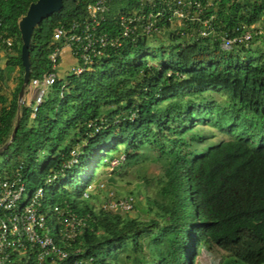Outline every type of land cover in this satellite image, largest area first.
I'll use <instances>...</instances> for the list:
<instances>
[{
    "label": "trees",
    "instance_id": "trees-1",
    "mask_svg": "<svg viewBox=\"0 0 264 264\" xmlns=\"http://www.w3.org/2000/svg\"><path fill=\"white\" fill-rule=\"evenodd\" d=\"M37 1L0 0L2 30L13 41L8 47L0 40L10 50L0 82L18 69L10 95L0 85V148L20 115L0 152V179L21 174L28 194L44 187L49 222L56 221L55 206L88 216L77 245L94 264H123L130 248L133 264H199L208 246L225 251L230 264H264V54L248 45L226 50L220 40L190 44L176 34L158 47L139 38L107 50L79 75H60L35 111V100L19 104L25 74L19 23ZM94 1L64 0L35 28L25 92L51 69L56 28L85 18ZM131 2L116 0L113 11L129 10ZM215 2L210 13L223 30L264 22V0ZM103 29L119 32L113 19ZM214 93L228 99L206 96ZM200 124L227 138L213 141ZM149 152L162 166L149 220L106 212L91 200L95 195L84 197L102 166L119 158L112 172L118 171Z\"/></svg>",
    "mask_w": 264,
    "mask_h": 264
},
{
    "label": "built area",
    "instance_id": "built-area-1",
    "mask_svg": "<svg viewBox=\"0 0 264 264\" xmlns=\"http://www.w3.org/2000/svg\"><path fill=\"white\" fill-rule=\"evenodd\" d=\"M115 2L96 0L88 5L85 18L56 28V45L50 54L51 69L42 79L32 82V87L38 91L35 111L60 77L65 52L73 59L67 73L79 75L107 50L120 49L139 38L152 40L176 34L190 44L220 40L222 48L231 50L248 45L262 34L257 25L237 27L232 32L221 29L215 24L217 15L210 13L217 8L215 0H132L129 10L114 12ZM112 19L119 32L103 29ZM2 27L0 18V40L12 47L13 41L4 36ZM76 155L74 153L69 165L77 161ZM119 162V158H114L109 168L113 170ZM56 177L57 173L50 174L47 182ZM105 188V183H92L84 197L101 194ZM44 197L42 186L28 194L19 173L0 179V264H94L93 258H82V248L77 245L89 226L88 216H81L69 207L55 206L56 221L49 222L44 212ZM135 202L132 194L118 196L114 190H108L100 209L129 213L135 209Z\"/></svg>",
    "mask_w": 264,
    "mask_h": 264
},
{
    "label": "rangeland",
    "instance_id": "rangeland-1",
    "mask_svg": "<svg viewBox=\"0 0 264 264\" xmlns=\"http://www.w3.org/2000/svg\"><path fill=\"white\" fill-rule=\"evenodd\" d=\"M257 26L262 30V34L258 39L248 44L247 47L252 49L253 54L261 55L264 54V22L258 23ZM167 37L168 36L165 35L157 39L149 40V44L152 47H158L162 45V43H168ZM8 52H10V50L0 48V67H5ZM66 75H68V73L65 70L63 77ZM17 76L18 69H11L7 73V79L0 82L4 93L10 95L17 84ZM37 93V89L32 86L29 87L28 91L24 93L25 102H28V100L34 101ZM206 96L209 99L215 98L219 102H225L228 99L225 93H214ZM199 127H202L201 133L204 135H209V132H213L215 134L212 139L213 141L227 138V135L217 127L202 124H200ZM155 154L156 152H149L137 163L125 165L123 168L114 172H112L111 168L102 166L98 170L95 180L97 183H105L106 188L103 193L95 194L91 200L97 206H100L108 190H114L118 196L133 194L136 199V207L132 212L123 213V215L138 218L140 220H149L150 217L154 215V211L157 210V205L154 201L160 198L159 192L162 166L160 163L153 160ZM127 254H132V256H134L130 248L128 253L122 254L121 261L123 264H133V258L126 259ZM198 261L199 264H230L227 253L216 246L206 247L202 251Z\"/></svg>",
    "mask_w": 264,
    "mask_h": 264
},
{
    "label": "water",
    "instance_id": "water-1",
    "mask_svg": "<svg viewBox=\"0 0 264 264\" xmlns=\"http://www.w3.org/2000/svg\"><path fill=\"white\" fill-rule=\"evenodd\" d=\"M64 0H38L30 5L29 10L25 16L20 20V30L22 33V60L25 66V74H24V83L21 88L19 94V104H24V93L25 88L30 80V45L31 38L35 28L47 17L51 16L53 13L58 12L63 7ZM20 124V115L18 116L16 125L12 132L11 139L0 148V152H2L11 142L13 137L15 136L18 127Z\"/></svg>",
    "mask_w": 264,
    "mask_h": 264
},
{
    "label": "crops",
    "instance_id": "crops-1",
    "mask_svg": "<svg viewBox=\"0 0 264 264\" xmlns=\"http://www.w3.org/2000/svg\"><path fill=\"white\" fill-rule=\"evenodd\" d=\"M73 62L72 57L69 52H65L64 58L61 65V75L64 74V71L67 70L68 66ZM30 99V98H29ZM33 100H28V103H31Z\"/></svg>",
    "mask_w": 264,
    "mask_h": 264
}]
</instances>
